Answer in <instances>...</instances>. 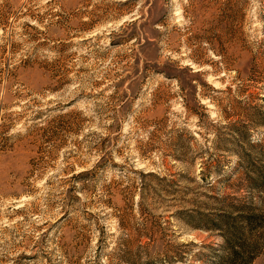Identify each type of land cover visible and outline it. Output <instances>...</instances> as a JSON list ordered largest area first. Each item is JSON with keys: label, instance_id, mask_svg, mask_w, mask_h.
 Listing matches in <instances>:
<instances>
[{"label": "rangeland", "instance_id": "1", "mask_svg": "<svg viewBox=\"0 0 264 264\" xmlns=\"http://www.w3.org/2000/svg\"><path fill=\"white\" fill-rule=\"evenodd\" d=\"M233 250L264 264V0H0V264Z\"/></svg>", "mask_w": 264, "mask_h": 264}, {"label": "trees", "instance_id": "2", "mask_svg": "<svg viewBox=\"0 0 264 264\" xmlns=\"http://www.w3.org/2000/svg\"><path fill=\"white\" fill-rule=\"evenodd\" d=\"M253 248V247H252ZM238 252L237 251H235V250H233L232 252H231V259H230V261H228V263L229 264H244L245 263V261H240L239 260V256H238V254H237ZM239 260V261H238ZM251 259H248L247 261H246V264H248L249 263V261H250Z\"/></svg>", "mask_w": 264, "mask_h": 264}]
</instances>
